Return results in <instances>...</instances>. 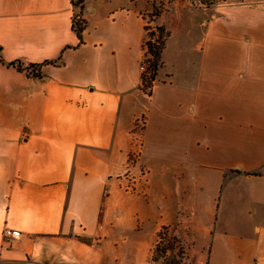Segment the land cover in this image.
Here are the masks:
<instances>
[{"label":"crops","instance_id":"obj_1","mask_svg":"<svg viewBox=\"0 0 264 264\" xmlns=\"http://www.w3.org/2000/svg\"><path fill=\"white\" fill-rule=\"evenodd\" d=\"M152 9L0 0V264H160L164 228L180 264H264V0L167 1L148 95Z\"/></svg>","mask_w":264,"mask_h":264},{"label":"trees","instance_id":"obj_2","mask_svg":"<svg viewBox=\"0 0 264 264\" xmlns=\"http://www.w3.org/2000/svg\"><path fill=\"white\" fill-rule=\"evenodd\" d=\"M73 6L75 7H81L82 8V0H71ZM159 13H156L154 16H157ZM85 23L81 20H78L76 17L73 21V29L75 33L77 34L79 40L82 42V35L85 30ZM148 39L145 43V48L147 51V57L144 59L142 63V75H141V89L146 92L148 95L151 94L154 82L157 78L158 71L160 70L162 66V53L165 48L166 39H167V33L165 30L161 28H156L154 30H151L149 27L146 28ZM0 63H4L3 60L0 58ZM61 61L56 62H47L46 64H52V65H60ZM10 66H15L19 71H28L30 68L35 69L33 73H37L36 75L39 76L40 66H30L29 68H24L21 63H13L10 64ZM38 69V70H36ZM166 229H162L158 234V241L157 245L153 249L152 252V259L155 262H158L156 258V253H162L166 254V250H171L172 245L170 240L168 239L166 233ZM175 243H178V240L176 238H173ZM166 243V248H163V244ZM162 248V249H161ZM178 264V263H175Z\"/></svg>","mask_w":264,"mask_h":264},{"label":"rangeland","instance_id":"obj_3","mask_svg":"<svg viewBox=\"0 0 264 264\" xmlns=\"http://www.w3.org/2000/svg\"><path fill=\"white\" fill-rule=\"evenodd\" d=\"M153 1V9L149 17L147 18V27H149L151 30H154V28L151 26V22L154 18V15L156 13H160V11L163 9L164 5L169 0H151ZM77 18V16H75ZM78 19V18H77ZM79 20V19H78ZM167 235L168 239L171 242L172 249L166 250V254L162 253H156V258L160 264H175V263H182L183 260L186 258V246H183L181 242L178 241V243H175L173 240V237L169 235V233H165ZM166 243L163 244V248H166ZM162 249V248H161Z\"/></svg>","mask_w":264,"mask_h":264},{"label":"built area","instance_id":"obj_4","mask_svg":"<svg viewBox=\"0 0 264 264\" xmlns=\"http://www.w3.org/2000/svg\"><path fill=\"white\" fill-rule=\"evenodd\" d=\"M20 237H21V233L17 230L7 228L3 231V238L7 242H11L13 240L19 239Z\"/></svg>","mask_w":264,"mask_h":264}]
</instances>
